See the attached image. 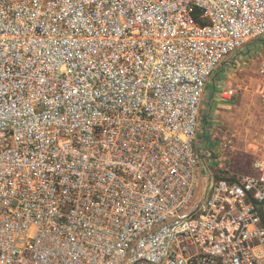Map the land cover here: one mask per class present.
Segmentation results:
<instances>
[{
    "label": "built area",
    "instance_id": "obj_1",
    "mask_svg": "<svg viewBox=\"0 0 264 264\" xmlns=\"http://www.w3.org/2000/svg\"><path fill=\"white\" fill-rule=\"evenodd\" d=\"M259 40L264 0H0V264H264V153L215 180L201 119Z\"/></svg>",
    "mask_w": 264,
    "mask_h": 264
},
{
    "label": "rangeland",
    "instance_id": "obj_2",
    "mask_svg": "<svg viewBox=\"0 0 264 264\" xmlns=\"http://www.w3.org/2000/svg\"><path fill=\"white\" fill-rule=\"evenodd\" d=\"M263 58L264 42L255 41L223 63L210 80L213 88L220 86L216 114L205 125L215 154L210 163L215 180L239 178L264 153V112L259 90L264 78L258 72ZM225 91L230 92L227 101L221 96ZM208 107L202 108L201 119Z\"/></svg>",
    "mask_w": 264,
    "mask_h": 264
},
{
    "label": "crops",
    "instance_id": "obj_3",
    "mask_svg": "<svg viewBox=\"0 0 264 264\" xmlns=\"http://www.w3.org/2000/svg\"><path fill=\"white\" fill-rule=\"evenodd\" d=\"M255 51H252L250 53V55H253ZM216 87L213 88L212 87V83L208 84L206 93L204 95L203 98V103H202V108H205L207 105L209 106L207 109H204V112L202 115H204V119H202L203 122V128L205 129V125L206 123H209L210 121H213L212 118L214 116V114H216V107H217V102L219 101V99L217 98V95L220 93L219 91V85H215ZM202 112V111H201ZM206 134H209L208 130L206 131ZM204 137L201 138V142L203 141ZM214 165V164H212Z\"/></svg>",
    "mask_w": 264,
    "mask_h": 264
}]
</instances>
